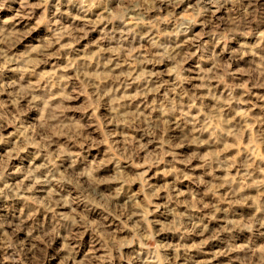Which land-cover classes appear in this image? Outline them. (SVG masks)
I'll return each mask as SVG.
<instances>
[{"label": "rangeland", "instance_id": "rangeland-1", "mask_svg": "<svg viewBox=\"0 0 264 264\" xmlns=\"http://www.w3.org/2000/svg\"><path fill=\"white\" fill-rule=\"evenodd\" d=\"M0 264H264V0H0Z\"/></svg>", "mask_w": 264, "mask_h": 264}]
</instances>
